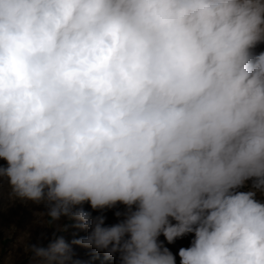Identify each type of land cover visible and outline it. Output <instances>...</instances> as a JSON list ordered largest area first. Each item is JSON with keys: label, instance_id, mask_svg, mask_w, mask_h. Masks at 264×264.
Returning a JSON list of instances; mask_svg holds the SVG:
<instances>
[{"label": "clouds", "instance_id": "clouds-1", "mask_svg": "<svg viewBox=\"0 0 264 264\" xmlns=\"http://www.w3.org/2000/svg\"><path fill=\"white\" fill-rule=\"evenodd\" d=\"M261 45L264 0H0V180L76 222L18 255L264 264Z\"/></svg>", "mask_w": 264, "mask_h": 264}, {"label": "rangeland", "instance_id": "rangeland-1", "mask_svg": "<svg viewBox=\"0 0 264 264\" xmlns=\"http://www.w3.org/2000/svg\"><path fill=\"white\" fill-rule=\"evenodd\" d=\"M260 47L264 49V45ZM0 164L6 165V161L0 159ZM9 193L10 188L7 180H0V264H40L39 261H29L18 255V252L22 249V245L30 238L32 243H36V238L41 232H46L50 237L51 233L55 230L54 228L62 226L64 222L70 225L76 222L67 221L65 217H62L60 221L54 223L53 228H47L46 221L48 217L41 215L43 205H35L31 202L26 204L22 203L19 200L10 198ZM258 198L264 200V197ZM84 207L91 210L90 205L87 203ZM117 207L122 208L123 206L118 205ZM114 211L115 209L106 211L107 224H112L117 221V217L114 216ZM93 214L95 215L97 213L94 212ZM57 235L64 236L66 242L71 245L75 253L74 259L82 261V264H116L115 258H106L104 252L93 255L94 249L71 244L73 239L86 236L87 230L69 227L66 233L58 232ZM159 239L164 240L163 235ZM191 239L192 234H189L177 239L175 243L168 245V247L175 254L180 247H188ZM42 243L44 246H47L48 240H43ZM165 243L167 242L165 241ZM177 264H179L178 256Z\"/></svg>", "mask_w": 264, "mask_h": 264}]
</instances>
